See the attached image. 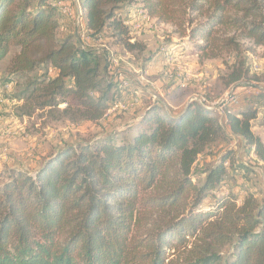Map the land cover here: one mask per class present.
Returning a JSON list of instances; mask_svg holds the SVG:
<instances>
[{
  "label": "trees",
  "instance_id": "obj_1",
  "mask_svg": "<svg viewBox=\"0 0 264 264\" xmlns=\"http://www.w3.org/2000/svg\"><path fill=\"white\" fill-rule=\"evenodd\" d=\"M80 3L87 33L109 29L129 53L145 49L130 41L124 5L174 27L201 60L239 52V38L264 47V0ZM59 13L55 0H0V64L10 84L27 79L18 97L29 114L65 106V115L99 122L115 103L114 85L102 87L94 50L73 35L59 37ZM248 74L236 63L227 86ZM258 118L255 107L228 108L224 127L196 101L171 117L153 103L121 140L80 141L57 149L33 174L12 171L0 185V264H264V198L222 191L233 153L195 182L199 158L226 131L264 163V142L253 132Z\"/></svg>",
  "mask_w": 264,
  "mask_h": 264
},
{
  "label": "rangeland",
  "instance_id": "obj_2",
  "mask_svg": "<svg viewBox=\"0 0 264 264\" xmlns=\"http://www.w3.org/2000/svg\"><path fill=\"white\" fill-rule=\"evenodd\" d=\"M37 1L34 0V3ZM55 1L57 4L61 1L68 7L74 6L71 0ZM140 10L139 7L124 5L119 14L125 21L136 16V20L143 23L134 35V41L145 49L142 53L127 52L109 29L94 37L78 29L77 15L71 19L59 13L62 25L59 37H76L78 32L85 48L94 50L101 60L102 87L106 88L108 83L114 85L111 94L115 95V103L99 122L65 115V106L29 114V107L18 97L27 79L10 84L5 68L0 64V96L4 100L0 105V130L5 132V135L0 132V185L7 181L12 171L33 174L49 155L67 145L111 135L120 140L125 138V131L138 123L147 105L153 103L162 104L166 112H173L172 107L182 109L195 98L205 97L211 103H217L227 93L234 92L240 99V105L259 110L253 132L264 142V47H256L252 41L239 38V52L224 54L218 60H201L189 38L175 36V28L170 25L144 19ZM157 59L158 62H165L163 68L158 69ZM113 60L118 63L114 64ZM240 62H244L249 71L247 79L229 87L227 76ZM40 76L39 70L30 74L29 79ZM252 86L263 90L248 89ZM238 88L240 91H236ZM122 105L126 108L121 109ZM219 119L225 127L224 117ZM230 151L233 154L225 164L228 174L222 191L233 193L240 199L254 194L262 200L264 163L253 149L247 148L238 138L231 137L227 131L199 158L195 167V182L202 183L205 170Z\"/></svg>",
  "mask_w": 264,
  "mask_h": 264
},
{
  "label": "built area",
  "instance_id": "obj_3",
  "mask_svg": "<svg viewBox=\"0 0 264 264\" xmlns=\"http://www.w3.org/2000/svg\"><path fill=\"white\" fill-rule=\"evenodd\" d=\"M73 2V8L72 7H68L67 5H63L62 2L60 1L58 4V7L60 8V12L62 15L71 17V19H75V16L77 15V26L78 29L81 31H84L85 33L87 32L85 30V13L82 10L81 7V3L80 0H71ZM74 12V13H73ZM144 16V19H149V17L147 16V14L145 12H141ZM136 16H134V19H129L127 21H125L126 26L129 28V32H130V37H131V42L134 43L135 39H134V35L135 33H137L138 31H140V29L142 28L143 23L140 22L139 20H136ZM82 46L85 48V46L82 44ZM114 64H117L118 61L113 60ZM248 89H260L263 90L261 87H250ZM194 101L200 103L201 105H203L209 112L213 113L214 115H216L217 117H224L225 118V114L228 108L231 107H236L240 105V99L239 97L234 93H227L224 98L217 103H211L210 101H208L205 97H199V98H195ZM4 103V100L2 99V97L0 96V105ZM125 106H121V109H125ZM167 115L169 117L172 116V114L170 112H167Z\"/></svg>",
  "mask_w": 264,
  "mask_h": 264
},
{
  "label": "crops",
  "instance_id": "obj_4",
  "mask_svg": "<svg viewBox=\"0 0 264 264\" xmlns=\"http://www.w3.org/2000/svg\"><path fill=\"white\" fill-rule=\"evenodd\" d=\"M76 38H77V41L80 43V44H82V41L80 40V38H79V34H78V32H76ZM159 55H162L161 53L159 54ZM157 63H156V66L158 67V69H161V68H163V64H165V62H158V59L157 60H155ZM240 88H238L236 91H238ZM240 91V90H239ZM235 108H237V109H239V110H244L245 109V107H243L242 105H239V106H236ZM172 109H173V112H170L171 114H178V113H180L184 108H180V107H172ZM0 132H2V134L3 135H5V132L4 131H1L0 130ZM231 137H234V136H232V135H230ZM238 140H240L239 138H238ZM240 142H241V140H240Z\"/></svg>",
  "mask_w": 264,
  "mask_h": 264
}]
</instances>
